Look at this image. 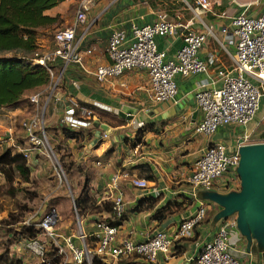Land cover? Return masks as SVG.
Instances as JSON below:
<instances>
[{"label":"crops","instance_id":"1","mask_svg":"<svg viewBox=\"0 0 264 264\" xmlns=\"http://www.w3.org/2000/svg\"><path fill=\"white\" fill-rule=\"evenodd\" d=\"M63 1L45 9L44 13L61 16ZM72 1H75L76 6L78 0ZM241 11L254 16L264 11V0H209L208 9L202 11L196 8L193 0L88 1L85 10L88 28L80 42V59L69 61L62 71L59 87L54 92L60 100H51L49 115L51 121L59 118L61 104L67 95H73L77 100L97 102L111 112L100 117L94 114L89 125L78 128L81 133L75 137H63L58 131L60 139L70 147L71 157L83 169L90 171L86 194L92 197L95 209L94 212L86 213L85 219L88 221L84 223L85 237L92 232V222L96 220L94 215L102 218L108 215L102 204L105 201L111 202V194L116 191L121 192L124 201V218L117 225L118 237L130 236L134 240H143L157 229L170 234L182 218L198 207L200 201L205 207L202 220L194 225L187 236L174 240L167 253L158 252L151 261L134 255L127 258L108 257L103 262L193 264L195 253L211 237L217 224L234 220L233 215H229L214 221L212 215L219 206L201 198V190L190 185L187 176L194 161L209 143H222L226 151H232L237 148L238 143L264 141V86L257 110L244 125L221 124L207 134L194 130V125L200 118L193 95L195 85L208 74H213L216 67L230 68L232 65L234 38L229 20ZM158 13H164L167 19L176 23L173 32L154 37L156 47L164 50L166 57H171L180 46L181 35L185 30L205 32L210 29L212 34L206 33L197 50L200 58L204 59L209 55L215 58L208 66V74H175L174 95L161 101H153L148 96V78L144 70L132 69L103 81L95 80L92 70L96 64L105 60L104 45L109 31L128 28L130 23L153 21ZM71 20L72 18L66 24ZM80 31L79 25L76 35ZM37 42L41 49L52 45L51 39L44 34H39ZM86 47L93 49L86 52ZM126 108L133 109L130 119L113 114L118 109ZM27 113V105L1 108L0 127L3 131H12L17 116L20 118ZM101 123L107 125L106 130L100 126ZM140 126L144 129L138 137L135 133ZM102 132L106 135L103 136ZM243 133L247 135V140L240 142ZM31 153L32 149L28 160ZM137 164H143L147 169L135 167ZM123 173L145 177L150 174V177H146L147 187L140 189L133 186L129 182V176H122ZM113 174L118 175L116 188L109 184ZM232 177L233 173L229 171L217 178L211 189L223 192L235 188L229 180ZM59 233L70 235L75 245H81V240L76 236L73 238V233ZM228 246L241 264H264L262 252L254 245L246 248L245 239L235 225L228 228ZM120 260L123 263H117Z\"/></svg>","mask_w":264,"mask_h":264},{"label":"built area","instance_id":"2","mask_svg":"<svg viewBox=\"0 0 264 264\" xmlns=\"http://www.w3.org/2000/svg\"><path fill=\"white\" fill-rule=\"evenodd\" d=\"M89 0H78L72 20L56 28L51 37L52 45L35 55L33 60L45 66L49 81L43 88H38L28 94L31 110L21 117L19 127L27 142L26 146L15 145L12 141V131H4L0 136V145L15 146L23 156L28 157L30 149H36L55 155L47 142L44 129V116L49 100L59 101L54 92L59 87L62 71L72 60H79L78 54L82 35L88 28L86 8ZM198 10H206L209 0H193ZM234 38V53L230 68L216 67L213 74L207 69L214 62V56L200 58L197 50L205 39V32L185 30L180 46L171 57H166L164 50L158 49L154 37L174 31L176 23L167 19L164 13H158L155 20L136 24L130 23L128 28H117L109 31L104 45L105 60L94 66L92 74L97 81H103L119 76L132 69L144 70L147 73L148 96L153 101L172 98L175 93L174 75H185L192 72H204L208 75L199 80L194 88V100L200 112V118L194 125L196 132L210 133L219 125L234 123L244 125L257 110L260 94L264 86V11L254 16L243 11L231 16L229 20ZM81 31L76 35L77 26ZM93 47H86L90 52ZM59 64L53 74L49 64ZM74 83V81H71ZM217 83V84H216ZM41 98H44V101ZM83 102L105 107L97 102L80 99ZM62 111L58 124L72 129L84 128L94 117L92 110L84 104H78L73 95H67L62 102ZM107 108V107H106ZM105 136L106 133L102 132ZM247 140L243 133L241 141ZM241 143H238L239 145ZM50 152V153H49ZM238 160L237 148L226 151L219 142L209 143L194 161L187 181L200 190L211 189L217 178L231 171L235 174ZM57 162V161H56ZM96 163H98L96 161ZM129 182L140 189L147 187V180L142 176L128 175ZM117 174L110 179V187L116 188ZM124 210V201L120 191L111 194V212L117 218ZM205 207L200 201L198 207L188 216L182 218L170 234L157 229L143 240H134L130 236L118 237L117 225L105 219L92 222L91 245L84 241L85 233L80 230L77 237L81 245H75L70 235H62L56 231L55 225L58 212L49 207L37 221L40 232L54 246V254L60 258L59 264H89L92 254L101 260L104 258H127L139 256L151 261L158 252L167 253L174 240L187 236L194 225L202 220ZM234 225V220L217 224L208 240H205L193 257V264H241L228 246V228ZM23 247L34 256L35 264H49L50 257L45 252V242L35 236L23 239ZM90 256V257H89Z\"/></svg>","mask_w":264,"mask_h":264},{"label":"rangeland","instance_id":"3","mask_svg":"<svg viewBox=\"0 0 264 264\" xmlns=\"http://www.w3.org/2000/svg\"><path fill=\"white\" fill-rule=\"evenodd\" d=\"M63 2L61 16L56 14V19L53 22L37 27L39 34L47 35L50 39L52 30L65 25L72 18L75 1L64 0ZM58 10L60 12V9ZM36 89L37 87L27 89L22 94L23 102L27 105V112L31 110L27 95ZM50 105L51 100L47 103L45 110L44 129L47 142L55 158L51 154L48 157L46 153L32 149L27 161L29 172L26 179L14 174L12 180L7 181L5 175L0 171V253L6 250L8 256L21 257L24 264L36 263L34 256L22 245L23 239L30 232L25 226H31L33 230H36V236L45 242L48 256L54 250L53 244L49 243V239L38 231L36 226L37 221L47 208L53 206L58 212L56 231H61L64 234L71 232L73 238L77 237L80 230L86 231L84 225L88 221L87 218L85 219L86 213L94 212L95 209L92 197L86 194L90 171L83 169L81 164L71 157L70 147L60 139L58 118L56 117L54 121L49 119ZM107 113L111 112L98 108L94 112L98 117ZM113 114L116 115V113ZM21 117L17 116L12 129V141L15 145H26L19 127ZM2 135H4V131L0 127V136ZM4 145L3 143L1 147ZM14 148L16 147L13 146ZM233 176L229 180L237 188L238 178L236 174ZM76 197L82 199V207L75 205ZM94 216L96 219H102L98 215ZM84 241L90 247L91 241L88 236L84 238ZM59 262L60 258H58L57 264Z\"/></svg>","mask_w":264,"mask_h":264},{"label":"trees","instance_id":"4","mask_svg":"<svg viewBox=\"0 0 264 264\" xmlns=\"http://www.w3.org/2000/svg\"><path fill=\"white\" fill-rule=\"evenodd\" d=\"M60 1L62 0H0V109L25 105L26 103L23 102L22 98L25 90L36 87L37 89L43 88L48 83L49 74L45 66L33 60V57L39 55L43 50L37 42L39 36L37 27L49 24L56 19V14L49 15L44 13V10ZM54 30L50 32V39ZM45 36L48 37L47 35ZM49 66L54 74L57 72L59 64L51 63ZM28 103L30 105L29 100ZM77 103L86 105L93 113L96 108L108 109L81 100H77ZM58 129L63 137H75L81 133L80 130L71 129L65 125H60ZM143 129L144 127L140 126L135 133L136 136L139 137ZM25 143L27 145L26 141ZM1 146L0 171L5 175V179L11 181L14 174L26 179L29 172L28 157L23 156L16 148L13 149V146ZM135 167L141 170L147 169L143 164H137ZM136 176L141 175L136 174ZM142 177L147 180L146 177H150V174ZM74 200L77 207H82L81 198L76 197ZM102 208L108 212V215L102 219L111 224L118 225L120 220L124 218L123 212L117 218L112 215L111 202H103ZM25 228L30 230L28 236L37 234L36 230H33L31 226H25ZM37 229L40 231L38 227ZM88 237L91 241L92 237ZM45 254L48 256V250H46ZM48 257H50L49 264L52 262L57 264L59 257L54 254V250ZM117 263H123V261L120 260ZM0 264L23 263L19 257L8 256L6 250H3L0 253ZM89 264L107 263L103 262L96 254H92Z\"/></svg>","mask_w":264,"mask_h":264},{"label":"water","instance_id":"5","mask_svg":"<svg viewBox=\"0 0 264 264\" xmlns=\"http://www.w3.org/2000/svg\"><path fill=\"white\" fill-rule=\"evenodd\" d=\"M115 113L130 119L133 109H118ZM100 126L107 129L104 123ZM237 152L238 187L223 192L201 190L200 195L219 206L212 215L214 221L233 215L234 225L244 237L246 248L254 245L264 256V141L241 143Z\"/></svg>","mask_w":264,"mask_h":264}]
</instances>
